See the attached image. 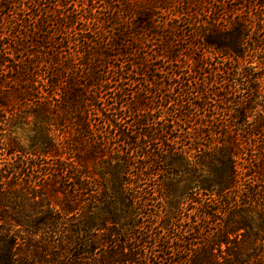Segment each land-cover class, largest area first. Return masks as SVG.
Instances as JSON below:
<instances>
[{
    "label": "trees",
    "instance_id": "1",
    "mask_svg": "<svg viewBox=\"0 0 264 264\" xmlns=\"http://www.w3.org/2000/svg\"><path fill=\"white\" fill-rule=\"evenodd\" d=\"M1 128L0 264H264V0H0Z\"/></svg>",
    "mask_w": 264,
    "mask_h": 264
},
{
    "label": "rangeland",
    "instance_id": "2",
    "mask_svg": "<svg viewBox=\"0 0 264 264\" xmlns=\"http://www.w3.org/2000/svg\"><path fill=\"white\" fill-rule=\"evenodd\" d=\"M176 5L177 4H175V6ZM187 34H188V29L185 30V32L183 34V37L184 36H187ZM115 62L116 61H114L113 63H115ZM134 91L135 90H133V92ZM2 129L3 128L0 129V132H1ZM23 144L26 146V143L25 142H23ZM0 149H1V146H0ZM1 151L2 150H0V154H1ZM3 158H5V159H3ZM7 161H9V157H5V156H2L1 157V155H0V167L1 166H4L5 162H7ZM159 197H160V195H159ZM133 210H135V212H137L138 214H141L143 216V218L139 221L140 222V225L142 227H149L150 226L153 229H157L156 231H154L156 233L159 232L158 228H156V227H163V228H165L166 223L160 219L161 217H163L165 215V213L167 211V209L165 207V204L163 202L157 200V201H155L153 203H150V206H148V207L141 208L139 206H135ZM179 210H180V212L182 214V220L180 222V227H179L180 229L181 228L187 229V227L189 225L195 226L197 223L199 224V227H204L205 226V224H203L199 220V218L197 217V215H195L196 214L195 213L196 212V207L195 206L193 207L192 204H189V203L185 202L181 206V208H179ZM53 211L59 213L58 208H56ZM149 215L150 216H152V215L153 216H157V218L154 221H152V219H150V217L148 218ZM194 222H196V223H194ZM60 237H61V235L59 233H57L54 239L55 240H59ZM22 238L27 241V244L34 245L36 247L41 245V241L38 238L33 239V240H30L28 237H25V236H22ZM195 238L198 239L197 240L198 242L202 240V239H200L201 236H195ZM258 244H261V242H258ZM225 249H226L225 245H221V261L223 260L222 258H225V259L227 258ZM45 260H48V258L46 257ZM57 260H58V264H59V257H58ZM31 264H37L36 263V260H32L31 261ZM44 264H47V263H44Z\"/></svg>",
    "mask_w": 264,
    "mask_h": 264
}]
</instances>
